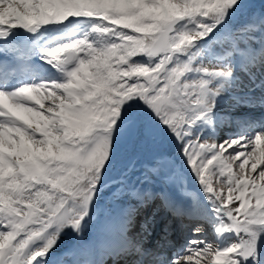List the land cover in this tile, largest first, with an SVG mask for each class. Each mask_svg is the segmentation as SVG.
<instances>
[{
	"label": "snow or ice",
	"instance_id": "1",
	"mask_svg": "<svg viewBox=\"0 0 264 264\" xmlns=\"http://www.w3.org/2000/svg\"><path fill=\"white\" fill-rule=\"evenodd\" d=\"M0 264H264V0H0Z\"/></svg>",
	"mask_w": 264,
	"mask_h": 264
},
{
	"label": "rangeland",
	"instance_id": "2",
	"mask_svg": "<svg viewBox=\"0 0 264 264\" xmlns=\"http://www.w3.org/2000/svg\"><path fill=\"white\" fill-rule=\"evenodd\" d=\"M109 207H112V206H109ZM112 211H116V208L115 207H112ZM96 228L94 227V228H92L91 230H90V233H89V237L90 238H95V236H96ZM72 243V241H65V246H67L68 244H71Z\"/></svg>",
	"mask_w": 264,
	"mask_h": 264
}]
</instances>
